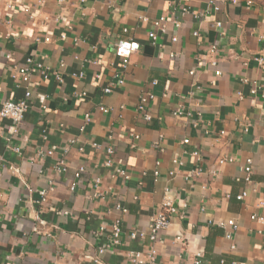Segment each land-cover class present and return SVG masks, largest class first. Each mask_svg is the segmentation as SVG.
I'll return each instance as SVG.
<instances>
[{
  "label": "crops",
  "instance_id": "0c3cea01",
  "mask_svg": "<svg viewBox=\"0 0 264 264\" xmlns=\"http://www.w3.org/2000/svg\"><path fill=\"white\" fill-rule=\"evenodd\" d=\"M210 1L69 0L63 12L58 0H0V108L24 96L11 75L28 57H45V66L64 79L52 77L34 90L16 133L13 121L0 119V264H131L132 252L147 256L152 247L153 264H194L198 255L203 264H264V222L252 220L264 218V66L255 61L264 59V6ZM162 17L167 31H158L154 44L149 33ZM121 39L140 46L127 68L115 54ZM213 45L218 53L209 55ZM80 72L82 79L73 76ZM110 84L113 92L105 94ZM150 92L146 122L137 106ZM179 110L184 114L174 116ZM86 114L92 121L81 131ZM108 146L128 180L104 166ZM60 159L67 173L56 171ZM166 196L178 213L164 242L132 240L133 231L149 230ZM119 203L127 213L116 209ZM118 218L121 244L95 263ZM230 220L237 224L232 239L223 225Z\"/></svg>",
  "mask_w": 264,
  "mask_h": 264
},
{
  "label": "built area",
  "instance_id": "2783aa9c",
  "mask_svg": "<svg viewBox=\"0 0 264 264\" xmlns=\"http://www.w3.org/2000/svg\"><path fill=\"white\" fill-rule=\"evenodd\" d=\"M58 2L60 3L61 7H62V11L65 12L68 10L69 6V0H58ZM234 4H236L238 1L237 0H233ZM210 4L214 5L215 1L211 0ZM248 6L253 5V1L249 0L247 2ZM8 8L12 9L13 4H8ZM216 11H219L218 7L214 8ZM183 14H187L189 13V10L187 8H183L182 9ZM24 12L28 13L30 12L29 8L26 7L24 8ZM31 14V18L34 17V15L32 13ZM168 22V18L162 17L159 20H156L153 25H154V30L151 31L149 33V38L151 39L152 42H154V44L156 43L157 39H158V34L157 32H162V33H166L167 31V27L166 24ZM177 26H179V24H176ZM218 28H221L223 25L218 22L217 24ZM128 30H124V33H127ZM199 33L195 32L194 36H198ZM63 38H65L63 36ZM49 38H46L45 41L49 42ZM172 41L178 42V38L174 37L172 38ZM261 42L264 44V37L261 38ZM140 46L138 43L133 42L132 40L129 39H121L117 42L116 46H115V54L116 56L121 59V61L123 62V67L127 68L128 64H129V59L130 56L134 53H136L139 50ZM218 53V46L213 45L210 47L209 49V55H216ZM7 59L11 60V55H7ZM44 60L45 57H40V58H34V57H28L27 59H25L24 63L18 66H15L12 72V80L13 82H15L17 85L19 86H23L25 89V93L24 96L18 100V101H6L1 105L0 108V119H10L11 121H13L15 123V128H14V133L17 132L18 128L17 126L22 124L23 121L25 120L26 114L29 111L30 108V101L33 97V93L34 90L39 88L41 83L43 81L49 80L50 78H54L58 83L63 84L64 83V79L63 76L61 74L60 70H49L45 64H44ZM255 61L262 67L264 66V59L262 58H255ZM94 64L96 62H93ZM211 66L216 68V72L215 74L217 76H220L221 72L217 69L218 67V61L217 59H213L210 62ZM61 68L64 67V63H62ZM189 74L191 76L195 75L194 71L189 72ZM73 76L75 78L78 79H82L85 74L83 72L80 73H75L73 74ZM117 78H119V83L123 84L124 81L121 79V77L118 75L116 76ZM95 78L99 79L100 75H96ZM156 82L153 83V85H155ZM113 85L110 84L108 87L104 88V93L105 94H111L113 92ZM257 90L253 89L252 90V94L256 95ZM87 95L86 92L83 93H74V97H85ZM239 98H242V94L239 93ZM154 99V95L150 92V93H145L140 97L138 106H137V111L143 115V118L146 122H150L152 120V116L151 114H149L148 112V106L150 104V102ZM100 111L104 112V113H108L110 110L106 107H100L99 108ZM184 114L183 111L179 110L177 112L174 113V116H182ZM189 115V114H188ZM85 123L84 125L81 127V131L85 130V126L87 124H89L92 119L91 116L89 114L85 115ZM190 141L184 140L183 143L184 144H188ZM72 144L75 143V140L71 141ZM156 146H158V144H156ZM92 147L95 149H100L102 146L97 144V143H93ZM17 153L20 152V149H16L15 150ZM80 151H83L82 148H80ZM54 152L53 151H49L47 152V154L52 155ZM106 154H107V159L106 162L104 164L105 167L107 168H113V177L116 176H121L124 179L128 180L130 178V176L128 175V173L122 169L119 168L117 166H115V150L112 146H108L106 149ZM194 156L199 157V153H194ZM225 162H227L226 160H220L219 164H224ZM173 163L177 166H181L183 165V163L179 160H174ZM252 160H247V167L245 168V172L247 175L246 180L248 182H250V177H251V173H252ZM160 165V163H157V168ZM56 171L58 173H67L68 172V165L65 162V159H60L57 163V167H56ZM85 172V168H80L76 173H75V177L76 178H80L82 176V174ZM200 170L197 171V174H199ZM160 174L159 169H157L154 173L155 177H158ZM176 172L172 171L170 172V176H175ZM193 178L194 175H189L188 179ZM101 181L98 179L97 180V184H99ZM72 190H75V186L72 187ZM48 193L47 191H44L42 193V197H41V201L44 202L46 200ZM247 197V193L243 192L238 196V200L242 201ZM116 209L119 211H122L123 213H127V210L125 208L122 207V205L119 203L116 206ZM178 213L177 207L174 205L173 199L170 196H166L163 200V203L161 205V207L157 210V212H155V214L152 216L151 221H150V225H149V230L148 231H144V230H140V231H133L130 234V238L132 240H146L148 239L149 242H151L152 244H157V243H163L164 241L162 240V236L165 232H167V230L170 228L171 226V218L176 215ZM252 220H257L260 222H264V218L261 217H257V216H252ZM224 226H228L232 229V232L227 234V238L228 239H232V235L234 234V232L237 230V224L234 220H230L227 222V224H223ZM106 230L105 227L100 228V230L98 232H96V236H100L102 234V232H104ZM123 233V228H122V222L121 219H115L111 225V243L102 246L99 251H98V257L95 259V263L99 262V257H101L103 254H105V252L107 251V249H110V247L112 246H119L121 244V236ZM262 237L264 238V231L261 232ZM176 241L178 242H182L183 238L182 236H177L176 237ZM236 246H232V250H235ZM156 256H157V250L155 249V247H152L150 249V252L148 253L147 256H143L141 253L139 252H132L129 257H130V263L131 264H153L156 261ZM194 264H203V257L201 255H198L197 259L194 261Z\"/></svg>",
  "mask_w": 264,
  "mask_h": 264
},
{
  "label": "rangeland",
  "instance_id": "374dc122",
  "mask_svg": "<svg viewBox=\"0 0 264 264\" xmlns=\"http://www.w3.org/2000/svg\"><path fill=\"white\" fill-rule=\"evenodd\" d=\"M252 1L264 6V0H252Z\"/></svg>",
  "mask_w": 264,
  "mask_h": 264
}]
</instances>
